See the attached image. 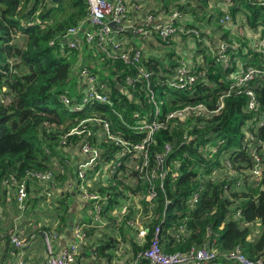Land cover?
Wrapping results in <instances>:
<instances>
[{"label":"trees","instance_id":"1","mask_svg":"<svg viewBox=\"0 0 264 264\" xmlns=\"http://www.w3.org/2000/svg\"><path fill=\"white\" fill-rule=\"evenodd\" d=\"M232 1V16H241L253 30L263 29L264 35V5L253 4L251 1L254 0ZM223 4L220 0H160V5L153 9L147 4L145 6L158 20V24L174 12L178 11L182 15L184 22L178 23L177 27L185 32L179 34L186 44L192 41L199 46L197 56L194 54L193 58V73L196 71L202 77L198 79L193 91L171 90L163 82L167 74L175 76L179 67L180 53L168 49L178 39L164 41L157 33L158 25H151L147 26L149 39L141 45L143 48L133 40L134 35L117 33L121 41L132 42L126 49L134 47L142 53L139 64L110 60L99 52L102 62L93 65L95 71L100 70V80L111 89V105L97 103L94 107L87 105L83 111H73L64 105L62 96H72L77 92L72 68L81 60V54L69 48L65 36L70 29L87 20V1L0 0V96L2 94L9 98L6 103L0 98V206L5 208L10 204L6 205L7 191L4 186L5 179L10 175L25 179L30 172L52 171L55 177L54 189H51V184L47 186L31 178L28 180L29 200L35 184L44 188L45 198L46 192L50 190L53 196H63L62 188L66 183L71 178H78V168L71 166L75 159L72 152L83 142L89 141L102 149L103 161L114 159L122 163L116 169L111 168L107 172L110 178H102L95 187L96 193L102 198L100 205L103 222L107 212L125 201L126 205L123 207L127 206V202L130 206L120 214V220L125 224L135 220L136 218L130 219L133 215L130 208L136 204L141 209L140 223L149 230L146 242L132 244L134 256L130 262L125 261V264L135 261L139 254L150 248L157 229L160 230L162 251L166 254L190 255L192 251L208 244L223 254L240 247L251 260L264 257V181L258 187L247 183L242 188H236V177L230 174L226 181L212 179L214 172L221 169V154H225L223 157L229 155L239 173L253 167V157L248 152L250 147L245 148L244 127L255 115L264 114V79H257L254 83L262 104L259 114L247 112L246 96H230L224 99L225 107L221 113L211 119L191 117L184 122H167V117L173 110L188 104L204 103L210 109H216L230 84L229 76L235 73L239 62L264 68V49L261 52L254 51L248 39L231 36L229 30L216 22L215 18L223 14ZM143 15L145 17V13ZM198 23L207 26L209 33H202L200 37L187 34ZM212 24L222 32L216 40L210 30ZM223 41L232 46L229 50L231 67L226 69L217 62L214 55L208 54L210 47L216 49ZM161 48H165V52L162 53ZM92 49L87 48L86 51ZM201 57L203 59L199 60ZM140 70L152 74L150 83L157 99L163 101L158 116H155V107L149 101L151 94L146 80L127 86L133 95L132 101L120 92L121 88H126L127 77L138 78ZM158 79L162 82H158ZM91 111L92 114L95 113V117L110 120L113 133L132 145L141 143L147 136L146 129L145 134L138 132L141 121L145 120V125H152L154 121L165 125L155 131L152 142L146 148L149 167L158 168V177L154 181L156 195L151 201L147 200L149 181L144 174L143 177L140 176L139 168L144 163L142 159L135 157L134 153L118 157L117 152L122 147L113 145L106 136L100 141L96 132L102 127L95 124L91 127L95 132L92 136L69 135L82 120L89 117L88 113ZM137 113L140 118L136 117ZM249 129L252 130V127ZM259 138L264 139V129H260ZM167 145L170 146L168 152ZM213 147L218 148V151L212 157L201 151L206 148L211 152ZM160 155L165 158L163 165L157 162V156ZM174 165H179L178 174L168 171L163 179L159 176L161 168L166 173L169 167L175 170ZM98 167L100 169V164ZM225 185L229 186L227 196L223 191ZM58 190H62V193H58ZM76 191L75 189L73 192ZM196 194L198 200L194 203L193 197ZM64 195L65 198L57 201L56 213L61 217V222L66 224L69 212L67 200L72 193ZM89 203L93 210L94 202ZM238 210L242 211L239 220L234 218ZM146 217L149 219L146 220ZM6 218L8 214L4 213V219ZM11 227L12 224H8L6 233L2 236L0 228V242H3L5 248L2 253L3 261L9 255L12 256L9 242ZM77 227L82 228L85 236L81 247L86 246L88 238L102 237L104 242L97 244L95 252L100 259L113 260L119 241L103 233L102 230L109 226L93 225L92 218L78 223ZM182 227L184 232L181 231ZM123 228L124 224L121 233ZM29 235L40 237V233ZM54 236L58 235L54 233ZM138 264H150V261L142 258ZM215 264L233 263L220 256Z\"/></svg>","mask_w":264,"mask_h":264},{"label":"built area","instance_id":"2","mask_svg":"<svg viewBox=\"0 0 264 264\" xmlns=\"http://www.w3.org/2000/svg\"><path fill=\"white\" fill-rule=\"evenodd\" d=\"M89 5V14L87 20L83 22L80 26L70 29L66 36L65 42L69 48L73 51L82 54L86 49H92L94 46L99 49L100 53H103L106 58L110 60H122L127 64L137 65L141 62L142 53L135 48L126 49L123 41L118 39L117 31H114L110 27V23H115L117 25L125 26L129 20V0H86ZM219 1V0H213ZM220 1H231L232 7L234 3L232 0H220ZM259 4L264 5V0H254ZM231 7V8H232ZM231 8L223 4L222 17L219 19V23L223 25V28L230 31L231 36H237L239 38L248 39L253 46L254 51H261L264 49V35L262 34L261 28L258 30H253L243 19L242 23L234 22L233 16L231 14ZM239 16V15H237ZM164 20V19H163ZM90 22L92 29H86L85 24ZM143 23L139 25H132L134 27L133 35L135 40L140 43V48L144 42L149 39V31L147 26H156L157 33L160 38L164 41L168 39H173L174 36H181L179 33H184V29L178 28V23H183L182 15L177 11L174 12L168 19L158 24V20L154 15H149L144 18ZM202 23H198L193 30H189L187 34H193L196 37H200V34L209 33L208 29L204 28ZM130 26V27H132ZM180 41V38H177ZM263 43V44H262ZM210 46V45H209ZM209 50L208 54H212L216 57L217 62L223 65V67H231V53L229 50L232 48L227 42H221L216 49ZM201 60L203 57L200 58ZM189 60L182 59L180 61V66L174 76L172 86L175 89H187L193 91L197 84L199 78L202 74L193 73L194 71L188 67ZM151 73L140 70L138 73V78L134 79L132 77H127L125 89V95L130 99L133 95L127 88L128 85H134L137 81L146 80L147 88L150 84ZM259 79H264V68L247 66L245 63L239 62L237 65V70L235 73L229 76L230 80V90L226 95H223L216 107L212 110L208 105L204 103H199L192 106H186L182 109L176 110L169 114L167 117V122L175 121L184 122L191 117H202L205 119H211L214 116L221 113L225 107L224 99L230 96L233 92L238 95H244L247 97V112L258 113L259 102L256 97L254 90L251 88L250 83ZM77 85L78 90L82 93L81 99L83 103L75 108L73 111H83L87 105L95 106L97 103L111 105L112 95L110 93V88L108 84L102 82L97 74L91 70L84 68L77 72ZM154 100V97H152ZM62 102L65 106L70 107L72 105V100L66 96H62ZM259 114V113H258ZM122 117L121 115H119ZM137 118H140V114L137 113ZM102 127L96 132V135L101 138H107L111 141L113 145L122 147V150H118V157L125 156L127 154L134 153L135 157L143 160V165L139 168L141 171L140 176L145 175V179L149 181L150 188L147 200L151 201L155 195V180L157 179V169H151L149 167L147 158V146L152 142L155 131L165 127L164 124H160L154 121L152 125H145V120L141 121L138 125V132L145 134L146 138L142 140L141 143H136L134 145L127 141L121 136H117L113 133L112 123L104 117H95L82 120L69 135H87L92 136L95 134L91 130L92 125ZM252 127V130L249 128ZM260 129H264V117L255 115L252 120H250L246 127H244L245 134V148L250 147L251 156L253 157V167L243 173H239L233 166L229 159V155L221 154V170L225 172V177L223 180H227L228 175L236 177V188H242V185L247 183L251 186L258 187L264 181V139L259 138ZM66 144V142H63ZM167 152L170 151V146H166ZM203 153H209L212 157L217 153L218 148L213 147L211 152H208L206 148L201 149ZM75 159L73 164L69 162V166L72 168H78V178L76 180L70 179L66 183V186L73 189L75 188L80 194L81 198L86 201L94 202V212H93V225H102L104 222L102 220V209H101V196L94 192L95 186L102 178H110L107 176V172L111 168L116 169V166H121L119 160L103 161L101 157L102 149L96 144H91L89 141L83 142L76 151L72 152ZM76 160V161H75ZM102 160L103 162H100ZM164 156H157V162L159 165L164 164ZM100 164V169L99 168ZM176 166L175 170L167 168L166 173L162 171L159 176L163 179L168 171H173L178 174L179 165ZM160 167V166H159ZM230 170V172L228 171ZM217 171V170H216ZM215 171V172H216ZM214 172V174H215ZM213 174V173H212ZM112 176V174H111ZM36 180L43 185L51 184V189H54L55 177L52 171L48 172H30L25 179H19L16 175H10L4 181V186L7 191V201L10 204L13 202L16 204L17 209L21 215L27 209V203L29 201L28 192V180ZM231 178V177H230ZM213 179V178H212ZM264 189V186L262 187ZM224 195L229 194V186L225 185L223 187ZM58 193H62V190H58ZM53 197L52 191L46 192L47 200H51ZM193 202L196 203L198 200V194L193 197ZM130 203L127 202V206L122 209V213ZM1 212V211H0ZM121 213V214H122ZM242 217V211L238 210L234 216L235 219L239 220ZM149 219L148 217L145 218ZM130 227L136 228L138 230V237L141 243L146 242L148 229H146L141 223L140 218L131 220L127 222ZM184 232V227L181 228ZM78 243L73 244L68 248H63L60 252L56 251L53 247L52 234H44V239L46 242V250L48 257L46 260L47 264H76V260L80 254L81 245L84 243L85 236L82 232V228L76 227L75 231ZM160 230L157 229L155 235L152 238L151 246L148 250L138 255L135 261L129 264H138L142 258L150 261V264H215L217 260L223 257L227 262L233 264H264V257L258 260L249 259L241 250L237 247L230 253L223 254L219 252L214 247L205 244L201 249L192 251L190 255H185L181 253L176 254H166L162 251L161 241H160ZM35 236H30L26 228L23 227L21 218L17 217L14 224L9 230V242L11 247L10 254L14 258V264H28L24 256L25 248L29 246ZM27 241L28 244H27ZM31 242V243H30ZM3 249L0 247V263L2 260ZM18 251V252H17ZM125 264V262L121 263Z\"/></svg>","mask_w":264,"mask_h":264},{"label":"crops","instance_id":"3","mask_svg":"<svg viewBox=\"0 0 264 264\" xmlns=\"http://www.w3.org/2000/svg\"><path fill=\"white\" fill-rule=\"evenodd\" d=\"M132 1H135L132 3ZM129 3L131 6L129 8L133 12V18L134 22L127 21L126 25L127 27H130L132 25H139L144 21L143 14L145 13V6H151L150 9H153L154 7H157L160 5V0H146L143 2V0H129ZM134 9V10H133ZM198 25V24H196ZM90 22L87 21L85 24L86 29H92L90 27ZM204 28L208 29L207 26L202 25ZM209 31V29H208ZM133 40H135L133 36ZM179 41V40H178ZM188 44V45H187ZM186 45V48L183 50H177L180 54H178L181 58L179 59L178 63L180 66V61L182 59L189 60L188 67L193 70L195 67V63L192 62L194 58V52L192 44L194 43L192 41H188ZM84 51L81 54V60L86 59L90 55L91 52L92 55L94 51L92 50ZM185 54V55H184ZM92 57V56H91ZM179 68V67H178ZM177 68V69H178ZM194 71V70H193ZM96 185L95 187H97ZM32 193L30 200L28 201L27 209L26 211L21 215L19 210L17 209L16 204L13 202V204L6 203L5 208L0 206V228H2L1 236L6 233V227L8 224H14L17 217L21 218V222L24 228L28 231V233H40V237L37 236V238L33 239V242L31 245L26 247L24 256L26 258V261L28 264H47L46 260L48 257V253L46 250V242L44 239V234H54L58 236H54L52 239V245L55 248L56 251L60 252L63 248H68L72 246L77 242V237L75 234L77 224L80 222H86L87 220H91L93 218V210L90 205V203L84 199L81 198L80 194L76 192H71L72 196L67 200L69 204V212L66 215V224L61 222V217H59L56 213V209L58 208L57 201L60 198H65L66 195L61 196L58 198L57 196H53L51 200H47V198L44 197V188L38 184H35L32 188ZM96 193V190L93 189ZM57 197V199L55 198ZM56 200V201H55ZM31 201V204L35 203L33 207L31 208L29 206V203ZM44 203L46 208L48 210L47 213H44V216L41 215V219L37 221L35 218H33L32 213L37 212L38 205L40 203ZM126 205V202L124 201L119 207H116L115 209L110 210V212L106 213V216L104 215V225L109 226V228H106V230H102L103 233H106V235L114 237L119 241L117 252L115 253V256L112 261L107 260L106 258H101L97 256V252H95V247L99 242H104V238H88L86 246L81 247L80 249V255L79 258H77L76 264H121L125 261L130 262L134 256L133 253V247L132 244L137 242L141 243L138 237V230L136 228L130 227L129 225L125 224L120 220V214L122 213L123 206ZM29 206V207H28ZM13 208L15 212L13 211ZM12 209V212L10 210ZM133 212V215L130 216V219L139 218L141 214L140 207H137V205H133V208H130V212ZM4 213L10 215L8 222H3L6 219H4ZM119 218V220H118ZM107 220V221H106ZM37 224L40 225V227H37ZM124 224L123 233H121V227ZM145 224V220H144ZM54 232V233H53ZM104 236V235H103ZM42 238L43 243L40 244L38 239ZM3 242H0V247L4 250ZM43 247V250L40 249V247ZM13 257L10 255L5 258V260H1L0 264H12L13 263Z\"/></svg>","mask_w":264,"mask_h":264},{"label":"rangeland","instance_id":"4","mask_svg":"<svg viewBox=\"0 0 264 264\" xmlns=\"http://www.w3.org/2000/svg\"><path fill=\"white\" fill-rule=\"evenodd\" d=\"M148 1V0H147ZM135 1H132V3H134ZM143 2H145V4H146V0H143ZM253 4H259L258 2H254V1H251ZM224 4L225 5H227V6H229V8H231L232 7V4H231V1H225L224 2ZM129 6H131V5H133V4H131L130 5V3L128 4ZM259 5H261V4H259ZM128 6V7H129ZM134 10V9H133ZM128 11H129V14H130V18H129V21L130 22H134V16H133V14H132V10L129 8L128 9ZM150 12V9L149 8H146L145 7V17H143V18H146L147 16H149V15H151V13H149ZM128 14V15H129ZM157 16V15H156ZM168 16V15H167ZM222 16H220L219 18H215V20H216V22H218L219 23V19L221 18ZM233 19V21L234 22H238V23H242L243 22V19L241 18V16H235V17H233L232 18ZM210 30L213 32V34H214V36H216V37H214L213 39L214 40H216L221 34H222V32H220L219 30H218V28H217V26L215 25V24H212L211 26H210ZM218 36V37H217ZM174 38L175 39H177V38H180V41H176V40H174V43H173V46L171 47V48H168V49H174V50H183V49H185L186 48V42L182 39V37L181 36H174ZM126 39V38H125ZM123 42H124V44H125V46H126V48H127V46L128 45H131L132 44V42H130L129 40H123ZM263 44V43H262ZM264 45V44H263ZM158 46V45H157ZM159 47V46H158ZM192 47H193V52H194V54H195V57L197 56V53H198V51H197V49L199 48V46H198V44H196V43H194V45H192ZM129 48H134V47H129ZM213 49H215V48H213ZM93 51H94V53H93V55H89L88 57H87V60L86 59H84V60H80L78 63H76L74 66H73V68H72V76H73V80H74V82L76 83V88H77V92H76V94L75 95H72V96H68V95H65L66 97H68L69 99H71L73 102H72V105L69 107V108H75V107H77V106H79V105H81L82 103H83V100L81 99V97H82V93L78 90V85H77V72L78 71H81L82 69H84V68H87V69H89V70H91L92 72H94L95 74H97L98 76H99V72H100V70L98 69L97 71H95V69H94V65L93 64H100V62H102V61H100L101 59H100V57L98 56L99 55V49H97L95 46L93 47V49H92ZM161 52L163 53V52H165V48H161ZM258 52H261V51H258ZM185 55V54H184ZM200 56V55H199ZM199 60H201V59H199ZM192 62H194V60H192ZM199 62V61H198ZM195 63V62H194ZM253 67H256V66H253ZM152 75V74H151ZM155 75V74H154ZM99 78H100V76H99ZM173 80H174V76H170L169 74H167V76H166V80H163V82L165 83V84H167V87L169 88V89H171V90H175V87L174 86H172V82H173ZM102 81V80H101ZM158 82H162V80H160V79H158L157 80ZM256 82V80L255 81H253V82H251L250 83V86H251V88L254 90V92H255V94H256V97H257V99H258V102H259V109H258V113H260V109H261V101H260V97H259V94H258V92H257V87L254 85V83ZM125 83H126V81H125ZM110 88V87H109ZM111 90V89H110ZM230 90V84H229V86H228V88H227V90L225 91V93H224V95H226L227 94V92ZM148 91H149V93L151 94V97L149 98V101L151 102V103H153V105H154V107H155V116H158L160 113H161V107H162V105H163V101L162 100H158L157 99V96H156V94H155V91L153 90V85L150 83L149 84V87H148ZM120 92L121 93H123L124 95H125V91H122V88L120 89ZM110 93H111V95H112V92L110 91ZM127 98H128V100L129 101H132L134 98H129L127 95H125ZM223 96V95H222ZM230 96H242V95H238L236 92H233ZM230 96H228V97H230ZM152 97H154V100H152ZM228 97H226V98H228ZM0 98H3V101L6 103V102H8L9 101V98H5L2 94H1V96H0ZM193 104H188V105H186V106H192ZM186 106H184V107H186ZM184 107H182V108H184ZM182 108H178V109H175V110H173V112L174 111H176V110H179V109H182ZM251 113H255V112H251ZM263 117H264V114L263 113H260ZM88 115H89V117L87 118V119H89V118H95V113H93L92 114V111L91 112H89L88 113ZM119 115V114H118ZM105 118V117H104ZM120 118H122V117H120ZM108 120V119H107ZM108 121H110V120H108ZM111 122V121H110ZM154 123V122H153ZM102 139L103 138H101L100 137V141H102ZM160 156H163V155H160ZM225 177V172L224 171H222L221 169L220 170H218V171H216L215 172V174H213L212 175V178L214 179V180H222L223 178ZM62 190H64V194H67V193H71V192H73L74 190H75V188H73V189H71V188H69L68 186H65L64 188H62ZM63 194V195H64ZM35 203H33V204H31V201H30V203H29V206L32 208L33 207V205H34ZM28 206V207H29ZM46 208V206H45V204L44 203H40L39 205H38V211L37 212H33L32 213V216H33V218H35L37 221H39L40 219H41V215L42 216H44V213H47L48 212V210L47 209H45ZM13 211L15 212V210H14V208H13ZM10 212H12V209L10 210ZM9 218H10V215L8 216V218H6V220L5 221H3V222H8L9 221ZM37 227L39 228L40 227V225H38L37 224ZM38 241L40 242V244H42L43 243V239L42 238H40V239H38ZM51 243H52V241H51ZM40 249L41 250H43V247H42V245H41V247H40ZM80 255V254H79ZM78 258H79V256H78ZM76 263H77V260H76Z\"/></svg>","mask_w":264,"mask_h":264},{"label":"water","instance_id":"5","mask_svg":"<svg viewBox=\"0 0 264 264\" xmlns=\"http://www.w3.org/2000/svg\"><path fill=\"white\" fill-rule=\"evenodd\" d=\"M110 27L117 32H124V33H129L133 35V30L134 27H127V26H122V25H117L115 23H110Z\"/></svg>","mask_w":264,"mask_h":264},{"label":"clouds","instance_id":"6","mask_svg":"<svg viewBox=\"0 0 264 264\" xmlns=\"http://www.w3.org/2000/svg\"><path fill=\"white\" fill-rule=\"evenodd\" d=\"M67 44V43H66Z\"/></svg>","mask_w":264,"mask_h":264}]
</instances>
